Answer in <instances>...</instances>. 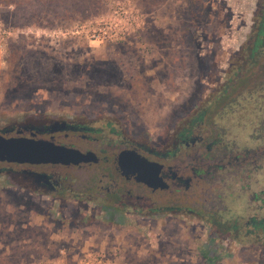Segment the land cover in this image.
Segmentation results:
<instances>
[{
    "label": "rangeland",
    "instance_id": "1",
    "mask_svg": "<svg viewBox=\"0 0 264 264\" xmlns=\"http://www.w3.org/2000/svg\"><path fill=\"white\" fill-rule=\"evenodd\" d=\"M263 11L264 0H1L0 128L81 115L156 143L203 108L247 53ZM262 73L264 47L247 85ZM234 132L240 152L259 149L258 167L211 170L209 190L190 192L191 214H131L114 224L91 215L72 228L58 201L0 172V264H264L260 249L234 232L212 238L207 224L243 231L261 213L264 138L255 145Z\"/></svg>",
    "mask_w": 264,
    "mask_h": 264
},
{
    "label": "flooded vegetation",
    "instance_id": "2",
    "mask_svg": "<svg viewBox=\"0 0 264 264\" xmlns=\"http://www.w3.org/2000/svg\"><path fill=\"white\" fill-rule=\"evenodd\" d=\"M225 81L223 78L216 90ZM248 81L249 78L244 84L235 81V90L227 87V92L233 91L240 100L232 111L227 110L224 104L221 106L219 113L224 119L223 128L218 129L208 123L203 117L204 112L196 110L190 113V120L183 129L156 143L129 136L105 119H88L81 115L3 126L0 129H4L7 135H18L16 131L19 129L21 135L33 134L35 138L48 139L82 153L92 152L95 159L77 164L5 162L9 167L0 168V172L11 173L22 189L58 201L59 207L55 211L69 215L68 218L61 215L59 219L69 221L72 228L94 222L90 221L91 215H101L105 222L114 224L117 220L124 222L131 214L151 216L185 211L191 214L194 209L188 206L192 198L190 192L194 187L200 193L209 190L211 170L215 173L217 169L233 164L241 167L246 162L258 167L251 157H257L259 149L243 146L240 152L239 144L236 143L237 133L234 132V129L239 131L245 141L257 145L264 138L257 133L258 123L256 126L252 124L250 128L242 125L231 128L227 124V120L239 117L256 120L264 117L263 109L259 110L255 106L257 90L255 95H250L254 103L252 110L246 105L249 101L241 100H245V94L251 86H257L258 89L264 83V73L255 81L252 80L251 86L247 85ZM249 112L255 114L249 115ZM225 135H229V138ZM138 155L156 163L147 169L151 184L138 180L130 164L131 158ZM121 157L124 166L120 168ZM225 158L226 164L220 163ZM211 161L215 162L212 164ZM203 213L211 215L210 211L204 210ZM231 225L237 229L236 225Z\"/></svg>",
    "mask_w": 264,
    "mask_h": 264
},
{
    "label": "trees",
    "instance_id": "3",
    "mask_svg": "<svg viewBox=\"0 0 264 264\" xmlns=\"http://www.w3.org/2000/svg\"><path fill=\"white\" fill-rule=\"evenodd\" d=\"M1 1V0H0ZM264 47V11L262 13V17L259 23L258 30L256 31V35L253 37V41L251 45L249 46L247 53H243V55L240 57V55H237L236 58L231 62V66L227 70V76L225 77V83L220 87V89L215 90L214 92L210 93L206 104L203 106V108L200 110L201 112H204V119L208 123L215 125L216 128L220 129L225 126L224 119L220 115L219 111L221 110V106L224 104L225 108H228L227 110H234L235 107H237L238 101L240 98L235 96V93L233 91L227 92V87H232L233 90L236 88L235 81H238L237 84L245 83L248 74L253 68L255 64L258 63L259 56L261 55V49ZM242 59V61H240ZM236 60V61H235ZM22 78H18L17 84L21 83ZM257 86H251L249 91L245 94V100L241 99L243 101H249L246 103L247 106L250 107L252 110L254 107V103L251 101L252 97L250 95H255L256 90L257 92V100L255 102V106L257 109L262 110L264 112V83L258 86V89H256ZM252 93V94H251ZM232 94V95H231ZM230 95L232 96L230 98ZM235 96V97H234ZM229 101L228 103H226ZM224 108V109H225ZM226 110V109H225ZM234 121L238 125L251 127L253 126L258 127L259 136H261V131L264 129V117L258 118L257 120L255 118H246V117H239L235 118ZM255 130V129H254ZM264 135V133L262 134ZM264 155V154H263ZM257 198L260 200V205L258 209L261 211L260 214L251 215L246 219L245 227L243 231H237L233 225L228 224H221L218 220L212 219L209 223V230H210V236L212 238H220L223 235H230L233 232L237 234L233 235V238H239V235L241 236V240H246L247 242L251 243L253 247H256L261 250L262 257L264 258V189H262L259 194H256ZM261 196V197H259ZM235 225V224H234ZM221 226L228 228L226 230H222ZM238 240V239H237ZM239 241V240H238Z\"/></svg>",
    "mask_w": 264,
    "mask_h": 264
},
{
    "label": "water",
    "instance_id": "4",
    "mask_svg": "<svg viewBox=\"0 0 264 264\" xmlns=\"http://www.w3.org/2000/svg\"><path fill=\"white\" fill-rule=\"evenodd\" d=\"M16 132L18 135H7L4 129H0L1 162L77 164L95 159L92 152L82 153L78 149L58 145L48 139L35 138L33 134L21 135L22 131L19 129ZM130 164L135 169L138 180L152 183L147 169L156 163L138 155L131 158ZM119 165L120 168L124 166L123 157L119 159Z\"/></svg>",
    "mask_w": 264,
    "mask_h": 264
}]
</instances>
